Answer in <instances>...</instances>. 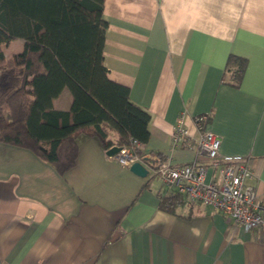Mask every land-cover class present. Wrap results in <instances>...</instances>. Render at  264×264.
I'll return each mask as SVG.
<instances>
[{"label": "crops", "instance_id": "crops-1", "mask_svg": "<svg viewBox=\"0 0 264 264\" xmlns=\"http://www.w3.org/2000/svg\"><path fill=\"white\" fill-rule=\"evenodd\" d=\"M103 18L107 76L150 114L148 174L112 159L116 145L94 136H78L62 174L0 143V264H264V229L246 231L199 203L163 208L168 188L150 169L156 159L207 164L171 144L181 113L193 137V118L205 114L220 156L249 161L246 182L264 203V0H104ZM230 55L247 60L238 87L223 81ZM70 102L64 88L52 107Z\"/></svg>", "mask_w": 264, "mask_h": 264}, {"label": "trees", "instance_id": "trees-1", "mask_svg": "<svg viewBox=\"0 0 264 264\" xmlns=\"http://www.w3.org/2000/svg\"><path fill=\"white\" fill-rule=\"evenodd\" d=\"M103 3L0 0V143L32 151L61 174L74 165L81 134L96 137L105 149L131 139L145 144L149 137V112L107 76ZM16 39L22 50L6 57L3 46ZM246 66L245 58L230 55L223 81L229 75L226 82L238 87ZM64 88L70 108L56 110L52 102ZM184 200L168 189L161 205L170 210Z\"/></svg>", "mask_w": 264, "mask_h": 264}, {"label": "built area", "instance_id": "built-area-1", "mask_svg": "<svg viewBox=\"0 0 264 264\" xmlns=\"http://www.w3.org/2000/svg\"><path fill=\"white\" fill-rule=\"evenodd\" d=\"M208 115L193 118L199 127L197 137H193L181 113L171 133L173 148L194 150L207 164L197 159L189 164L174 167L167 160H158L151 165V173L168 189L183 195L186 206L202 204L220 211L235 226L246 231L264 229V203L256 189L247 184L253 176L249 161L242 156H220L221 137L212 132L205 122ZM119 147V146H118ZM144 145L131 139L126 146L111 155L125 167L142 162Z\"/></svg>", "mask_w": 264, "mask_h": 264}, {"label": "water", "instance_id": "water-1", "mask_svg": "<svg viewBox=\"0 0 264 264\" xmlns=\"http://www.w3.org/2000/svg\"><path fill=\"white\" fill-rule=\"evenodd\" d=\"M118 150H119L118 146H113L107 151V154L113 155ZM130 171L141 177H145L148 174V170L142 162L133 163L130 166Z\"/></svg>", "mask_w": 264, "mask_h": 264}, {"label": "rangeland", "instance_id": "rangeland-1", "mask_svg": "<svg viewBox=\"0 0 264 264\" xmlns=\"http://www.w3.org/2000/svg\"><path fill=\"white\" fill-rule=\"evenodd\" d=\"M20 42H22L21 39L11 41L8 46H4V48H3L4 53L7 56H10L13 53L20 52L21 51V44H20Z\"/></svg>", "mask_w": 264, "mask_h": 264}]
</instances>
